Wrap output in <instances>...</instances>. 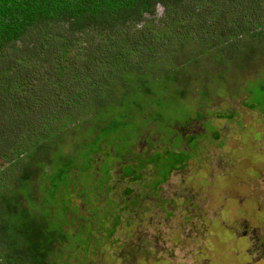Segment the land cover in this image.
<instances>
[{
	"label": "trees",
	"instance_id": "trees-1",
	"mask_svg": "<svg viewBox=\"0 0 264 264\" xmlns=\"http://www.w3.org/2000/svg\"><path fill=\"white\" fill-rule=\"evenodd\" d=\"M158 6L162 26L146 19ZM192 40L203 53L261 57L264 0H0V264L90 260L127 210L108 197L114 161L134 162L129 191L155 195L185 168L195 154L189 136L176 130L184 141L170 148V137L164 157L157 125L162 110L187 102ZM147 136L151 143L137 148ZM79 206L96 218L85 220L88 235L71 219Z\"/></svg>",
	"mask_w": 264,
	"mask_h": 264
},
{
	"label": "rangeland",
	"instance_id": "rangeland-1",
	"mask_svg": "<svg viewBox=\"0 0 264 264\" xmlns=\"http://www.w3.org/2000/svg\"><path fill=\"white\" fill-rule=\"evenodd\" d=\"M162 11L158 6L148 23L162 26ZM186 46L198 55L186 72L190 92L187 102L162 110L158 149L164 156L169 138V147H178L183 134L195 154L156 195L124 213L117 232L90 260L77 264H264V109L256 105L264 54L244 63L236 60L241 53H203L195 40ZM212 76L223 77L211 94ZM197 103L203 104L200 120L194 115ZM211 127L219 130L218 140ZM193 133L200 135L196 141L189 140ZM148 138L137 148L150 144Z\"/></svg>",
	"mask_w": 264,
	"mask_h": 264
},
{
	"label": "flooded vegetation",
	"instance_id": "flooded-vegetation-1",
	"mask_svg": "<svg viewBox=\"0 0 264 264\" xmlns=\"http://www.w3.org/2000/svg\"><path fill=\"white\" fill-rule=\"evenodd\" d=\"M134 167H135V165H134L133 161H127V160H121L120 159L118 161H114L113 165H112V168H117V169H111L110 170L111 172L108 171L110 173V175H109L110 178H109L108 183L110 185H112V187H114L109 191V193H111V196H108V197L111 198L113 205H115V206L120 205V208H123V207L127 208V210L125 211L126 214L128 212H131L132 209H135L136 207L140 206V204L143 205V198H145L147 196L155 195L152 192H150L148 187H141V188L138 187L137 190L134 189L133 191L128 190V185H129L128 183L131 181L132 175L126 174L125 172L127 170H133ZM146 178H148V177H146ZM108 183L106 184V186L108 185ZM157 191H156V194L158 193ZM83 208L81 206H79V208H77V210H76V212H79V213H76L71 218V219L77 220L75 223V226H74V227H77V228H75L76 231H78V223H79V221H81L79 226L82 225V231L80 232V235L82 233V236L85 234L88 235V230L91 227V223L87 221V224H86L85 220H87V219L93 220L94 219V221H96V218H94V217L92 218L91 215L86 214L85 211L83 210ZM116 209H117V207H116ZM100 210L102 211V207ZM82 211L84 213H82ZM126 214H124V216H127ZM82 216H84V217H82ZM107 222H108V220L105 223H107ZM96 234H99V233H96ZM104 238H105V236H104ZM109 239H111V238H109ZM109 239H107V240H109ZM101 240L106 241L105 239H101Z\"/></svg>",
	"mask_w": 264,
	"mask_h": 264
}]
</instances>
